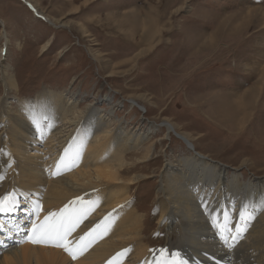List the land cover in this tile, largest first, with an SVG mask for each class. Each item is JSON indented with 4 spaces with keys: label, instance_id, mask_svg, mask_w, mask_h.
<instances>
[{
    "label": "rangeland",
    "instance_id": "374dc122",
    "mask_svg": "<svg viewBox=\"0 0 264 264\" xmlns=\"http://www.w3.org/2000/svg\"><path fill=\"white\" fill-rule=\"evenodd\" d=\"M94 1L86 4L84 0H0V50L4 51L0 52V71L5 66L19 85L18 91L5 90L0 74V117L4 115L3 121L0 118V141L5 139L8 112L17 110L21 100H34L46 91L62 93L61 105L77 104L68 116L71 124L65 126L55 117L48 124L43 117L40 128L44 136L34 135V144L27 141L28 154L40 156L47 175L50 167L57 168L53 159L57 156L62 159L59 164L66 167H60V171L53 169L60 173L54 176L64 177L74 171V162L65 156L80 130L78 120L82 122L93 108L103 115L113 112L112 135L120 133L118 129L148 133L144 146L114 163L125 169L119 182L104 185L99 192L86 191L82 202L88 206L100 195H120L124 207L115 205V211H140L146 222L143 238L153 249H165L176 245L175 241L183 236L174 228L175 237L170 240L164 225L157 224L165 200L159 189L160 176L167 164L188 156V151L175 136H165L163 123L174 126L178 134L191 138L199 153L224 166L220 169L228 171V179L235 172L240 174L243 184L264 181V84L254 94V110L247 116L237 115L234 129H229V123L224 125L216 120L213 113L214 102L230 97L216 93L223 91L241 99L263 74L264 20L259 10L264 9V0ZM42 12L55 20V26L48 24ZM134 16L156 25L158 33L147 53V47L135 48L132 44L144 36L141 28L131 43L120 36H127L130 31V26L121 30L120 25L125 19L133 21ZM5 35L9 40L7 46ZM141 51L144 55L134 59ZM131 100L141 107L131 108ZM21 115L28 121V114ZM54 119L58 121L56 127L64 128V136H70L66 146L53 151L55 155L48 152L46 144L53 135L47 125L53 126ZM108 145L111 148L109 140ZM147 152L149 157L145 158ZM135 175L141 178L130 183ZM36 197L43 200L45 195ZM86 209V223L92 222ZM26 218L28 214L20 218L19 225L32 224ZM104 225L102 222L101 227ZM98 242L99 236L94 244Z\"/></svg>",
    "mask_w": 264,
    "mask_h": 264
},
{
    "label": "bare ground",
    "instance_id": "6f19581e",
    "mask_svg": "<svg viewBox=\"0 0 264 264\" xmlns=\"http://www.w3.org/2000/svg\"><path fill=\"white\" fill-rule=\"evenodd\" d=\"M90 1L92 0H84L86 4ZM256 11L253 10L254 13ZM259 11L260 18L264 20V9ZM41 14L48 24L55 26V20H51L43 12ZM130 21L125 19L120 25L121 30L130 26L129 34L120 35L121 38L131 43L137 30L141 28L144 36L132 44L135 48L145 46L147 47L145 53L149 52L158 33L156 25L141 22L135 16L133 21ZM3 38L7 46L9 40L6 35ZM142 51L134 59L138 60L139 56L144 55ZM0 52L4 53L3 50ZM0 74L5 90H19L17 80L5 66H1ZM260 84H264V71L258 84L246 90L241 99L238 95H233L235 98L223 91L216 93L230 97L214 102L216 110L213 113L217 116L215 119L224 125L229 123V129H234L232 124L237 120V115L247 116L248 112L254 110L256 98L254 94ZM60 99L62 93L46 91L34 100H21L19 108L7 114L4 123L8 122L6 125L8 128L3 132L4 142L0 141V201H3L0 207L5 208L4 211H0L3 217L1 220L7 221L12 227L19 226L20 218L28 214L32 223L28 229L30 232L33 224L42 223L45 216L50 213L60 214L67 209L66 216L80 218L68 239L75 244L85 233L105 222L104 227L96 228L93 232L96 234L95 238L99 236V242L95 245L93 239L87 251L73 260L63 248L55 247L53 244L33 243L30 239L28 243L23 241L21 245L13 244L3 251L0 254V264H109L110 261L113 264H157L161 259L162 248L153 249L150 242L143 238L146 222L144 224V217L140 211L129 213L126 209L115 211V205L119 204L121 208L124 205L120 202V195L112 192L94 198L88 206L83 204L85 198L82 196L86 191L99 192L104 185L119 182L125 169L122 165L116 166L114 163L128 156L131 150L144 146L148 142L149 134L124 132L118 129L120 133L112 135L110 123L113 112L109 111L103 115L101 110L93 108L87 118L82 122L78 120L77 127L80 126V130L76 131L70 150L65 152L67 154L65 159L69 158L75 164L74 171L64 177H60L59 173V177H56L53 172L56 167L53 166L49 168L50 171L48 169L47 175L45 167L39 162L40 156L28 154L30 146L28 143L36 142L34 138L36 134L39 137L44 136L43 128H40L43 117L47 118V123L55 117L63 121L65 126L71 124L72 120L68 116L77 108V104L70 102L61 105ZM29 103L34 106L38 126L25 111V105ZM130 105L131 108L141 107L134 100L130 101ZM21 113H26L28 121ZM0 118L3 121L4 115ZM57 123L58 121L54 119L52 121L54 127L47 125L49 132L51 130L53 134L46 143L49 147L48 152L66 146L65 141L70 138L64 136L65 131L62 130L64 128L55 126ZM152 126L157 128L160 125ZM161 126L166 129L165 136L168 138L175 136L184 143L188 151V156L177 158L175 163L169 161L160 176L162 186L159 189L165 200L163 199V209L157 224L164 225L169 239L174 236V228H178L179 235L183 236L181 240L175 241L176 245L163 249L166 250L167 264H264V181L243 184L240 174L235 172L228 179L226 176L228 171L220 169L224 166L214 163L209 155L199 153L194 143L185 135L178 134L174 126L169 123H163ZM64 137L66 139L62 140ZM39 152L43 153L42 150ZM55 154L53 152V155ZM59 157L53 158L56 161L55 165L59 163L58 160H62ZM148 157L149 152L145 158ZM60 167H66V164H61ZM60 167L56 169L60 171ZM139 171H142L141 167ZM139 178L140 175H135L130 183ZM186 186L196 191L193 192ZM9 189L13 191L7 193ZM41 193L45 195L43 200L36 197ZM33 195L34 199L31 198ZM5 197L8 199L4 200ZM37 203L42 206L40 212L36 211ZM85 209L89 212L88 217H92V222L86 223ZM249 213L254 214L256 218L246 223ZM100 220L101 223H98ZM245 227L248 231L241 232ZM237 233H241L243 239L236 247H229L222 239L228 237L231 243V238ZM120 253L123 255H118Z\"/></svg>",
    "mask_w": 264,
    "mask_h": 264
},
{
    "label": "snow or ice",
    "instance_id": "6c2138e0",
    "mask_svg": "<svg viewBox=\"0 0 264 264\" xmlns=\"http://www.w3.org/2000/svg\"><path fill=\"white\" fill-rule=\"evenodd\" d=\"M25 111L31 118L32 122L34 124H37L38 126L39 122L34 114V106L30 103L28 105H25ZM59 167L60 164L58 163L57 168ZM54 174L59 173L56 172ZM7 199V197L4 198V200ZM2 203L3 201H0V204ZM35 208L37 212H40L42 210V206L39 203L36 204ZM4 210L5 208L0 207V211ZM66 212L67 209L63 210L60 214L50 213L49 215L44 217L42 223L33 224V236L31 237V240L33 243L53 244L55 247L63 248L64 251L67 252L73 260H75L78 258V256L83 255L84 252L87 251L89 246L92 244L93 239H95V237H92L93 232L96 231V228L101 227V225H96L95 228L85 233L84 236H81L79 240L74 244L73 241L68 239V237L77 227L78 223L80 222V218L78 216H66ZM255 218L256 217L254 214L249 213L245 222L247 223L249 220H253ZM247 231V227L241 230V232ZM89 237H92V239H89ZM222 239L226 244H229V247H236L243 239V236L241 235V233H237L236 236H233L231 238V243H229L228 237H222ZM118 255H123V253H120ZM115 259L116 258H114V260ZM109 264H113V262L110 261ZM157 264H167L166 250H161V259L157 261Z\"/></svg>",
    "mask_w": 264,
    "mask_h": 264
},
{
    "label": "crops",
    "instance_id": "0c3cea01",
    "mask_svg": "<svg viewBox=\"0 0 264 264\" xmlns=\"http://www.w3.org/2000/svg\"><path fill=\"white\" fill-rule=\"evenodd\" d=\"M203 114H205L204 112H203ZM208 121H210V122H212L211 121V119L208 117V116H205V115H203ZM188 139H189V137L188 136H186ZM190 140V139H189ZM191 141V140H190ZM201 153V152H200ZM201 154H203V153H201Z\"/></svg>",
    "mask_w": 264,
    "mask_h": 264
}]
</instances>
